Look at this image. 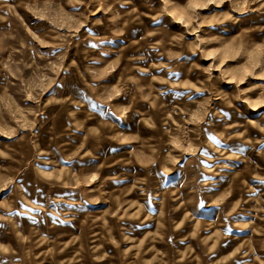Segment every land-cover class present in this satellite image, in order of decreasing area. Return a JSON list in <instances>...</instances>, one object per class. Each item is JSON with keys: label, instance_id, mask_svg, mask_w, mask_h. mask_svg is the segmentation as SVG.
Wrapping results in <instances>:
<instances>
[{"label": "rangeland", "instance_id": "374dc122", "mask_svg": "<svg viewBox=\"0 0 264 264\" xmlns=\"http://www.w3.org/2000/svg\"><path fill=\"white\" fill-rule=\"evenodd\" d=\"M0 264H264V0H0Z\"/></svg>", "mask_w": 264, "mask_h": 264}]
</instances>
